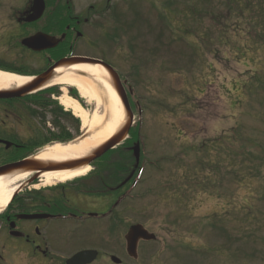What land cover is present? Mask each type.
<instances>
[{"label":"rangeland","instance_id":"374dc122","mask_svg":"<svg viewBox=\"0 0 264 264\" xmlns=\"http://www.w3.org/2000/svg\"><path fill=\"white\" fill-rule=\"evenodd\" d=\"M79 2L99 12L107 5ZM94 16L87 37L97 50L80 52L106 58L122 74L146 165L125 218L145 222L158 238L135 260L110 235V252L122 264H264V0H118ZM115 31L119 39L109 44L105 35ZM24 66L0 57L2 69ZM67 95L88 112V126L105 114L103 102L71 87ZM59 97L52 109H35L32 125L25 115L13 122L19 141L85 136L88 126L72 111L64 116ZM54 144L25 150L36 157ZM239 151L246 156L236 164ZM251 163L256 170L238 171Z\"/></svg>","mask_w":264,"mask_h":264},{"label":"flooded vegetation","instance_id":"af4514ba","mask_svg":"<svg viewBox=\"0 0 264 264\" xmlns=\"http://www.w3.org/2000/svg\"><path fill=\"white\" fill-rule=\"evenodd\" d=\"M116 2L118 0H107L105 10L99 12L96 11L99 8L91 4L83 9L79 0H44L45 11L41 18L29 22L35 0H0V57L9 56L17 63L29 66L16 73L35 79L47 73L51 77L50 83L57 77L56 67L60 61L74 57L93 58L91 54L80 52L83 47L95 48L87 37L92 15L100 17L110 13ZM37 35L54 38L58 45L42 51L24 45ZM118 35L117 32V40ZM83 40L85 46L80 44ZM117 40L110 39L112 42ZM94 59L115 69L104 57ZM126 91L131 98V92ZM60 92V88L50 91L46 88L21 99H0V175L2 168L24 160L22 151L26 142L19 141L20 135L13 122H22L24 114L32 125L35 109L41 112L51 109V99L59 97ZM132 110L134 112L133 105ZM55 118L59 116L55 115ZM58 125L55 122L53 126ZM46 138L51 137L43 135L42 141ZM136 142L131 146L123 144L96 160L82 179L44 186L40 175L32 184L34 186L24 184L0 217V264H69L73 257L83 252L95 253L91 255L95 260L90 264H109L116 257L110 252V248L114 249L110 235L115 249L124 252L131 228L147 227L145 222L126 219L124 213L125 208L131 210L130 202L138 197L134 194L141 186V163L138 167L132 163ZM35 185L40 187L36 189ZM22 216L37 218L22 219ZM156 243L140 241L138 254L141 245Z\"/></svg>","mask_w":264,"mask_h":264},{"label":"bare ground","instance_id":"6f19581e","mask_svg":"<svg viewBox=\"0 0 264 264\" xmlns=\"http://www.w3.org/2000/svg\"><path fill=\"white\" fill-rule=\"evenodd\" d=\"M31 82V78L21 77L0 71V91H10L24 87ZM60 86L63 96L61 106L72 111L74 116L81 119L84 125L89 124L88 112L76 100L67 95V88H75L83 100L104 103L105 114L97 113L88 126L85 136L70 142L57 143L45 148L34 160L39 162H67L88 157L95 150L112 139L127 122V115L123 102L116 92L109 72L97 65L78 64L61 68L57 77L48 84V87ZM46 87V88H48ZM106 119V120H105ZM90 168L51 172L43 174L44 186H53L55 183H67L87 175ZM30 177V174H15L0 177V213L11 203L15 193L24 186H20ZM39 186H35L38 189Z\"/></svg>","mask_w":264,"mask_h":264},{"label":"water","instance_id":"95a60500","mask_svg":"<svg viewBox=\"0 0 264 264\" xmlns=\"http://www.w3.org/2000/svg\"><path fill=\"white\" fill-rule=\"evenodd\" d=\"M33 15L29 19L31 22L36 21L39 19L43 12H44V2L43 0H36L35 1V7L33 9ZM58 42L56 40L46 37L44 35L37 36L35 38L29 39L24 42V45L29 47L32 50L35 51H42L49 48L56 47ZM78 64H93L97 66H101L105 68L112 79V84L120 96L123 105L125 107L126 113H127V122L125 126L119 131L112 139L107 141L104 145H102L100 148L95 150L91 155L88 157H84L82 159L73 160V161H67V162H39L37 160H24L19 163L12 164L10 166H7L3 169H1L2 175H8V174H32V173H38L31 181L33 182L39 175H42L44 173H50V172H60V171H67V170H76L81 169L84 167L90 166L92 163H94L96 160L104 156L107 152L114 149L116 146L120 145L129 135L130 130L133 126V119L134 115L131 111L128 96L126 94V91L124 89V86L120 80L119 75L116 73V71L111 68L110 66L106 65L105 63L98 61V60H92V59H81V58H75L71 60H63L61 61L57 67L58 68H66L71 67ZM51 77L46 73L42 75L39 79L33 81L32 83L19 88L15 90L10 91H1L0 92V98L1 99H16V98H22L25 95L37 91L39 89H42L46 84L48 83L49 79ZM134 156L136 158L137 164L140 162V146L137 145L134 149ZM15 196V195H14ZM20 218L23 219H36L37 217H26L22 216ZM19 235V234H18ZM156 237L152 234H149L142 226H134L131 228V231L127 237V243H128V253L134 257L137 258V248L138 243L140 240H146V241H152L155 240ZM95 255V253H92ZM95 260V257L91 256V252H83L78 255H76L72 260H70L69 264H90ZM113 261L117 264H120L121 261L113 258Z\"/></svg>","mask_w":264,"mask_h":264},{"label":"trees","instance_id":"16d2710c","mask_svg":"<svg viewBox=\"0 0 264 264\" xmlns=\"http://www.w3.org/2000/svg\"><path fill=\"white\" fill-rule=\"evenodd\" d=\"M70 116V114L69 113H64V116ZM75 120V119H74ZM78 121L76 120V128H77V126H78ZM63 133V132H62ZM62 133H59L58 135H54L53 137H51L50 139H47L46 138V140H45V143L44 144H48V143H50V142H53V141H58V142H71V141H73L75 138L74 137H72L71 135H69V133H67L66 135H63ZM137 133L135 132V134H133V136H132V138L129 140V144H131L132 142H134L136 139H137ZM43 144V145H44ZM42 145V144H41ZM29 147H28V149L29 148H32V146L31 145H28ZM37 146H40V144H36V145H34L33 146V148H35V147H37ZM240 152V151H239ZM246 153H244V154H241V152L240 153H238V154H236L235 156H237V158L238 159H236V160H234V162H236V164L240 161V159L241 158H243V157H245L246 155H245ZM264 159V158H263ZM247 160V159H246ZM233 162V161H232ZM255 163H259L258 161H254ZM244 163V162H243ZM243 163H241V164H243ZM261 163H264V161H261ZM240 164V163H239ZM254 164V163H253ZM236 167H240L241 168V166H239V165H236ZM246 169L245 170H243V169H238V171H241V172H246V170H249L250 172H252L253 170H256V167H254L253 165H252V163H251V166H249V168H248V166L247 167H245ZM242 178H243V176H242ZM239 182H243V181H239Z\"/></svg>","mask_w":264,"mask_h":264}]
</instances>
